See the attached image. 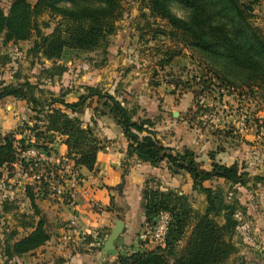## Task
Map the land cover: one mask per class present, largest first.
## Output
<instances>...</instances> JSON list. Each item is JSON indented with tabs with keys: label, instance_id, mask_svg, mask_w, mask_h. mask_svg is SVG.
<instances>
[{
	"label": "trees",
	"instance_id": "16d2710c",
	"mask_svg": "<svg viewBox=\"0 0 264 264\" xmlns=\"http://www.w3.org/2000/svg\"><path fill=\"white\" fill-rule=\"evenodd\" d=\"M150 15L163 21L160 32L164 37L184 44L205 59L206 73L199 79L203 83L213 79L219 87L253 91L255 85H264V33L255 25L253 6L260 0H141ZM1 2V0H0ZM71 2L73 6L63 5ZM123 0H10L5 12L0 7V36L3 41L17 43L33 36L29 52L47 60H70L81 53L102 49L106 52L108 39L117 28L122 16ZM179 4L188 11L186 18L172 12V4ZM47 15V21L38 22V17ZM44 33L41 27H51ZM175 54V53H174ZM201 71L204 67L201 66ZM207 75V78H205ZM13 97L25 100L28 108L37 114L38 122L26 127L29 134L19 138L17 133L0 134V168L18 163L36 174L41 168L55 172L59 179L60 166L42 162L37 157H26L24 152L36 149L51 156L57 152L55 143L60 141L67 153L60 160L72 161L73 168L85 167L92 170L97 153L103 149L90 124L69 113H83L86 103L93 97L103 99L105 110L92 107L93 115H109L121 128L128 144L126 155H136L143 162L158 167L166 163L171 172L184 171L192 178V188L205 194L206 206L195 210L186 196L172 190L147 189L144 192L145 226H153L161 213H168L169 220L164 244L152 249L119 254V264H246L238 256V247L233 236L239 225L237 212L242 207L236 198L226 200L220 186L207 187L205 181L223 179L244 185L247 173L231 165L215 162L211 157L210 168H200L193 150L182 152L163 144L153 129L155 122L150 118L136 117L137 109L126 108L113 94L101 93L89 87L78 102H68L62 97L40 101L34 94V86L26 81L4 83L0 81V99ZM91 120L95 123L94 117ZM40 123V124H39ZM24 133V132H23ZM67 175L65 174V177ZM257 178V177H256ZM264 181L263 177H259ZM48 193L49 184L39 181ZM61 183V184H62ZM34 186H26L34 216L39 220L22 223L31 229L13 244H7L11 255L28 253L49 240L44 220L36 204ZM244 210V209H243ZM222 219L221 222L219 220Z\"/></svg>",
	"mask_w": 264,
	"mask_h": 264
},
{
	"label": "rangeland",
	"instance_id": "374dc122",
	"mask_svg": "<svg viewBox=\"0 0 264 264\" xmlns=\"http://www.w3.org/2000/svg\"><path fill=\"white\" fill-rule=\"evenodd\" d=\"M9 1L0 2L5 12ZM28 2L33 5L36 0ZM63 5L73 6L71 2ZM122 6V16L116 23L115 33L108 39L105 53L99 49L81 53L70 60H47L40 54L29 52L34 36L17 43H5L0 36V81L16 83L27 80L34 86L35 96L45 103L54 97L78 102L82 94H87L89 87L101 93L108 92L126 108L135 107V118L153 120V129L163 144L179 152L185 148L193 150L200 168L209 169L211 157L221 164L236 163L239 170L248 175L244 185L216 178L205 181L203 185L220 186L228 196L226 200L233 197L239 201L242 209L237 212L239 225L233 236L238 256L243 257L246 264H264V181L257 179L264 178V85H255L250 92L219 87L214 79L203 83L199 77L202 72L206 73L205 59L199 53L164 37L159 31L163 21L150 15L141 0H123ZM171 9L178 17L188 16V11L179 4H172ZM253 14L255 25L264 33V0L253 6ZM48 19L47 15H42L37 20ZM50 23L49 28L41 27L44 33L51 31L54 23L52 20ZM103 101L93 97L86 103L88 115L84 110L79 114L69 113V117L90 124L104 148L108 140L102 134L101 125L112 119L109 115H93L92 110V107L105 110ZM36 116L25 100L10 96L0 99V134L17 133V138L29 134L26 127L38 122ZM93 117L95 123L91 120ZM172 144L180 147L177 149ZM26 152L24 156H30ZM57 166L62 168L57 174L64 183L70 174L64 170L62 162ZM165 168L166 163L162 169ZM51 170L48 172L41 168L35 172L40 178L35 179L27 176L29 170H24L18 163L0 168V264H57L55 255L47 259L43 255L47 249L38 251L46 242L21 255L10 256L7 251V244L15 243L31 231L22 223L39 220V216H34L26 195L28 184L34 186L36 204L42 198L56 202L58 197L65 198L61 188L63 183L55 180V172ZM168 171L169 176L161 172L163 175L160 177L147 180L145 188L172 190L186 196L195 210H203L205 194L199 188H192L191 176L182 170ZM41 180L49 184L47 194L39 185ZM38 208L46 231L60 235L54 223L49 221L55 216H48L42 207ZM55 242L56 247L59 242L56 239ZM239 262L238 258L234 264Z\"/></svg>",
	"mask_w": 264,
	"mask_h": 264
},
{
	"label": "crops",
	"instance_id": "0c3cea01",
	"mask_svg": "<svg viewBox=\"0 0 264 264\" xmlns=\"http://www.w3.org/2000/svg\"><path fill=\"white\" fill-rule=\"evenodd\" d=\"M85 113L89 114L86 110ZM101 130L108 142L97 153L92 170L80 167L64 179L61 188L67 199L58 197L56 202L42 198L37 202L46 215L55 216L49 221L60 234H49V240L38 251L47 249L43 255L46 259L55 255L57 264H119V254L155 247L138 238L145 227L143 195L147 180L160 177L161 172L168 175L169 171L162 169L165 163L155 167L136 155L127 156L128 142L112 120L104 122ZM55 149L57 156L64 157L67 153L66 145L60 141L55 143ZM117 218L124 221V230L115 241L116 253L101 258L103 242ZM71 221L78 231L85 232L84 236L71 231ZM55 239L59 242L56 247Z\"/></svg>",
	"mask_w": 264,
	"mask_h": 264
},
{
	"label": "built area",
	"instance_id": "2783aa9c",
	"mask_svg": "<svg viewBox=\"0 0 264 264\" xmlns=\"http://www.w3.org/2000/svg\"><path fill=\"white\" fill-rule=\"evenodd\" d=\"M30 156L26 157H38L39 160L41 161H49L50 163H53L57 165L59 162L63 163L64 170L67 171L71 176L75 174V171H73V164L67 161V159H62L60 160L61 156H46L44 153L37 152L33 149H30L26 152ZM52 172V171H50ZM27 173L25 172L24 175ZM27 176H32L35 179H39L40 175L39 174H33V175H28ZM169 220V215L167 213H161L156 220V223L149 227L145 226L140 234L138 235L139 240L145 242L149 241L154 243L155 246L162 245L164 244V236L167 230V224ZM69 227L73 233H79L80 235H85V232L83 231H78V228L75 224V222L71 221L69 223ZM87 233V232H86Z\"/></svg>",
	"mask_w": 264,
	"mask_h": 264
},
{
	"label": "water",
	"instance_id": "95a60500",
	"mask_svg": "<svg viewBox=\"0 0 264 264\" xmlns=\"http://www.w3.org/2000/svg\"><path fill=\"white\" fill-rule=\"evenodd\" d=\"M124 230V221L120 218L115 219L109 234L105 238L101 248V258L107 254L114 255L116 253L115 241Z\"/></svg>",
	"mask_w": 264,
	"mask_h": 264
}]
</instances>
